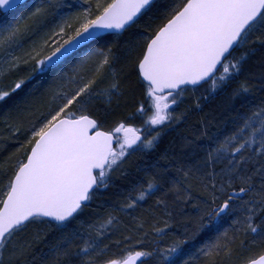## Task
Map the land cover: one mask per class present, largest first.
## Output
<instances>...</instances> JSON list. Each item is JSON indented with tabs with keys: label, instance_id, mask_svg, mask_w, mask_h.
Masks as SVG:
<instances>
[{
	"label": "snow or ice",
	"instance_id": "1",
	"mask_svg": "<svg viewBox=\"0 0 264 264\" xmlns=\"http://www.w3.org/2000/svg\"><path fill=\"white\" fill-rule=\"evenodd\" d=\"M84 4L59 20V0L37 6L31 13L37 27L49 17L54 23L23 56L10 50L36 30L19 23L0 27V51L10 57L0 79L21 63L32 66L0 88V101L23 89L33 73L54 74L40 101L27 103L9 125L27 137L0 161V264H144V258L154 264H264V99L255 100L264 90V0H172L158 22L149 17L143 25L154 0ZM21 6V0H0V15ZM134 27L135 42L123 41ZM120 48L141 96L109 127L94 115V105L101 96L109 106L118 104L123 95L114 69ZM219 95L228 102L231 128L222 139L209 136L201 119L200 135L209 140L203 157L174 164L175 176L158 162L137 163L154 152L166 129ZM132 168L139 179L101 215L93 202L110 199L107 191ZM151 197L154 205L143 210L149 215H135ZM179 205L192 211L180 209L176 229ZM210 232L217 233L213 239L198 240ZM152 233L153 246L144 250ZM133 240L141 250H133Z\"/></svg>",
	"mask_w": 264,
	"mask_h": 264
},
{
	"label": "trees",
	"instance_id": "2",
	"mask_svg": "<svg viewBox=\"0 0 264 264\" xmlns=\"http://www.w3.org/2000/svg\"><path fill=\"white\" fill-rule=\"evenodd\" d=\"M46 2V0H28L27 3L23 4L16 11L8 14L7 16L0 15V24H3V26L12 21H16L8 18L17 16L22 19L21 22H26V24L30 26V31L32 29L36 30L34 35H25L21 40V42L27 43L26 47H24V49L22 48L24 53L29 49L32 41L37 39L43 31L52 27V24L54 23L52 17H49L43 26L37 27L36 21L30 18L31 13L35 10V8ZM59 2L62 7L54 10L57 13L56 20H59L60 16L71 15L72 13L81 10L83 7H86L84 0H59ZM171 2L172 0H155L153 10L149 12L146 17L141 18L140 24L143 25L147 22L149 17H152L154 22H158L156 18L161 16L167 10ZM19 21L20 20H17V22ZM138 36L139 30L134 27L129 33L122 37V40L133 43ZM114 51L118 57L114 64V69L121 74L123 95L120 97L118 104L114 101L112 105L109 106L105 103V98L101 96L96 99L94 105V115L103 120L106 126H112L114 122L118 121L116 117L123 116L133 111L141 96V93L137 88L135 76L131 74L132 65L127 61L126 53L123 48ZM31 67V64L24 66L21 63V67L12 73H9L3 79H0V88H6L14 80L27 76L31 71ZM53 75L33 73V75L26 81V85L23 89L18 90L9 98H6L5 101H0V161H3L6 157L15 153L27 137V134L24 133L23 129L20 133L14 134V131L9 128V125L15 122L20 110L23 109L27 103H38L40 101L46 89L51 86ZM107 84L108 77L105 78L101 87H106ZM204 88L206 89L207 85H204V87L199 90ZM222 99L224 101H222ZM260 99H264V90L258 89L255 95V100L259 102ZM227 103L228 102L224 96H215L214 99H211L204 104L202 112H192L186 121L173 124V126L169 128L168 135L162 134L154 152L144 157V160H138L137 163L143 167L145 160L149 163L158 162L161 166H166L168 170L171 171L172 175H177L175 168L173 167L174 164L178 167L180 162L194 163L197 158L203 157L205 154L201 149L209 143V140L207 137L200 135V133L204 130L200 123L202 118H204L205 124L208 125L209 136L216 135L222 139L223 135L230 131L231 124L226 122ZM185 107L186 106H184V108ZM208 121H211V123H208ZM186 140L192 142L187 147H185ZM165 153H167L168 159L162 158ZM131 159L136 160V157H132ZM136 179H139V177L136 175L135 169H129V175L127 178H122L116 181V186L107 191L106 195L111 198L106 200L103 196H100L93 202L92 207L96 208L97 212L103 215V208L109 207L113 200L122 199V197L127 194V191L133 187V182ZM169 179H171V177H169ZM3 182L4 178L0 175V183ZM154 203L155 197H151L146 203L142 202L141 208L137 210L135 215H149L143 210L154 205ZM181 208L188 213L192 211L190 205H179V207L174 210L175 220L173 222V226L176 229H180L181 227L179 223L182 219L180 216ZM83 219H87V217H83ZM123 219L128 223L132 222L130 216H125ZM230 223V221L225 222L220 231L228 228ZM32 231L33 230H29V232L25 234L24 238H27ZM216 234L217 233L215 232H210L207 235L202 234L201 237H198V240L201 243L207 242L208 240L213 239ZM154 236V233L149 235L148 242L143 245L144 250H149L153 246L150 241H152ZM160 243L161 246H163L164 242ZM131 244L133 245L134 251L141 250V247L135 244V240L131 241ZM238 245L239 241H237V251H239ZM112 251L115 252L117 250L113 248ZM191 252H195V248H192ZM247 254L248 253L245 251L244 255ZM144 264H154V261L151 258H144Z\"/></svg>",
	"mask_w": 264,
	"mask_h": 264
},
{
	"label": "rangeland",
	"instance_id": "3",
	"mask_svg": "<svg viewBox=\"0 0 264 264\" xmlns=\"http://www.w3.org/2000/svg\"><path fill=\"white\" fill-rule=\"evenodd\" d=\"M47 2H48V0H46ZM148 15V14H147ZM147 15H145L144 17H146ZM11 16V15H10ZM31 18V17H30ZM8 19H11V20H16V21H12V22H10V23H12V24H16V23H19V24H21V25H24V24H26V22H21L22 21V19L21 18H18L17 16H12V18L10 17V18H8ZM17 20H20L19 22H17ZM3 26V24H0V27H2ZM26 42L25 43H23V42H19V45L18 46H14L11 50H10V52H11V55H13V56H23L24 55V50H22V48L24 49V47H26ZM7 59H10V57L9 56H7L4 52H2V51H0V66H3L4 64H5V62H6V60ZM23 64V63H22ZM24 66H25V64H23ZM19 67H21V64H20V66ZM137 88L139 89V91H140V93H141V90H140V88L138 87V85H137ZM204 91H205V88L204 89H202V90H199L198 92H197V95H200L201 93H204ZM190 98H191V92L189 91V92H187V93H185V99H186V101H189L190 100ZM223 98V97H222ZM219 100H221V99H219ZM217 101V100H216ZM222 101H224L223 99H222ZM220 102V101H219ZM184 106H187V103H185V104H181L180 105V107L179 108H177L176 109V112H180V111H182L183 110V108H184ZM181 109V110H180ZM128 115V113L127 114H125V115H123V116H118V117H116L118 120H120V119H122L123 117H125V116H127ZM110 126V125H109ZM169 134V128L168 129H166L165 130V132L163 133V135H168ZM30 231L32 230V229H29Z\"/></svg>",
	"mask_w": 264,
	"mask_h": 264
},
{
	"label": "water",
	"instance_id": "4",
	"mask_svg": "<svg viewBox=\"0 0 264 264\" xmlns=\"http://www.w3.org/2000/svg\"><path fill=\"white\" fill-rule=\"evenodd\" d=\"M27 0H21V3L23 4V3H25Z\"/></svg>",
	"mask_w": 264,
	"mask_h": 264
}]
</instances>
